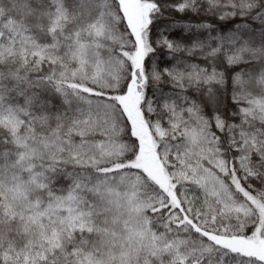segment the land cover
I'll return each mask as SVG.
<instances>
[{"label": "snow or ice", "instance_id": "6c2138e0", "mask_svg": "<svg viewBox=\"0 0 264 264\" xmlns=\"http://www.w3.org/2000/svg\"><path fill=\"white\" fill-rule=\"evenodd\" d=\"M0 264H264V0H0Z\"/></svg>", "mask_w": 264, "mask_h": 264}, {"label": "trees", "instance_id": "16d2710c", "mask_svg": "<svg viewBox=\"0 0 264 264\" xmlns=\"http://www.w3.org/2000/svg\"><path fill=\"white\" fill-rule=\"evenodd\" d=\"M177 35H179V33H177Z\"/></svg>", "mask_w": 264, "mask_h": 264}]
</instances>
